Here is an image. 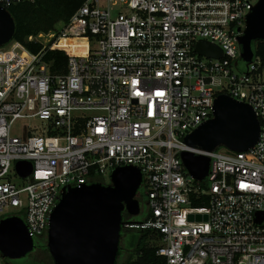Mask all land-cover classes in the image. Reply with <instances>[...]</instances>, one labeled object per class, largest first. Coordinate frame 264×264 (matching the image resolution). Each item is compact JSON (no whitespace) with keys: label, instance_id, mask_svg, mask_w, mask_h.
<instances>
[{"label":"built area","instance_id":"obj_1","mask_svg":"<svg viewBox=\"0 0 264 264\" xmlns=\"http://www.w3.org/2000/svg\"><path fill=\"white\" fill-rule=\"evenodd\" d=\"M260 1L86 0L61 31L28 37L38 53L18 41L0 47V222L19 217L42 238L64 190L134 166L148 201L142 222L123 224L148 233L136 261L151 250L147 264H264V63L255 55L241 71L238 42ZM201 41L222 57L199 55ZM56 50L68 54L59 75L45 59ZM219 95L253 108L261 129L253 149L185 143L213 118ZM18 121L41 124L18 137ZM186 151L210 158L204 181L187 171ZM22 161L32 164L28 177L17 171Z\"/></svg>","mask_w":264,"mask_h":264},{"label":"water","instance_id":"obj_2","mask_svg":"<svg viewBox=\"0 0 264 264\" xmlns=\"http://www.w3.org/2000/svg\"><path fill=\"white\" fill-rule=\"evenodd\" d=\"M16 23L11 13L0 7V47L13 41ZM241 60L247 65L254 57V46L264 42V0L248 15L246 29L239 37ZM201 56L222 57L221 48L201 41L196 46ZM260 122L253 108L226 95L215 100L213 118L185 138L190 148L212 152L224 147L232 152H247L260 136ZM189 174L202 182L209 174L210 158L191 151L182 153ZM22 177L32 172V164L17 163ZM143 175L134 166L116 168L110 184L93 183L64 190L50 216L47 250L54 264H115L120 250L123 213L130 217L141 214L137 196ZM189 220H208V216L190 215ZM260 220V219H259ZM35 240L28 234L24 221L10 217L0 222V253L4 259L20 260L34 252Z\"/></svg>","mask_w":264,"mask_h":264},{"label":"trees","instance_id":"obj_3","mask_svg":"<svg viewBox=\"0 0 264 264\" xmlns=\"http://www.w3.org/2000/svg\"><path fill=\"white\" fill-rule=\"evenodd\" d=\"M86 0H36L34 3H23L8 9L16 23V33L13 41L23 43L31 52L38 53L42 46L28 42V37L50 31H61L68 23L75 11ZM75 45L74 41L62 40L61 45ZM76 48V47H74ZM255 55L264 63V42L254 46ZM45 59L49 62L50 71L54 75L63 74L67 68L68 54L64 51H48ZM104 184V183H103ZM105 185V184H104ZM207 205V200L195 203V206ZM136 242V254L144 250V240L148 233H139ZM38 240V239H36ZM35 240V243H36ZM145 257L136 261L135 255L130 257L126 264H147L154 262L151 250H145ZM26 264H29L28 261Z\"/></svg>","mask_w":264,"mask_h":264},{"label":"rangeland","instance_id":"obj_4","mask_svg":"<svg viewBox=\"0 0 264 264\" xmlns=\"http://www.w3.org/2000/svg\"><path fill=\"white\" fill-rule=\"evenodd\" d=\"M246 68V64L243 61H240V70L241 71H245ZM34 124H41L39 121H18L16 122L13 127H12V134L18 137H23L26 134L27 128L28 126L34 125ZM105 184H110V180L109 177H106L105 179ZM140 197L142 198V200L144 202L147 201V195H146V190L145 188L142 186L140 191H139ZM148 213V209L147 206H142V212L139 216L137 217H129L131 222H136V223H140L142 222ZM135 232V231H126V241L127 242H131V244L135 245L136 242L138 241V235H135L133 238L130 235V233ZM47 242V235L45 234L42 238H39L38 240H36V246L38 248L43 247ZM30 260L33 261H37L41 264H54L49 252L46 251H41L39 250L38 252H36L35 254L31 255ZM5 264H26L27 260H9V259H3Z\"/></svg>","mask_w":264,"mask_h":264},{"label":"flooded vegetation","instance_id":"obj_5","mask_svg":"<svg viewBox=\"0 0 264 264\" xmlns=\"http://www.w3.org/2000/svg\"><path fill=\"white\" fill-rule=\"evenodd\" d=\"M138 200L140 201V204H141V207L142 206H148V201L144 202L142 200V198L140 197V194L138 193V196H137ZM129 218L128 217V214L126 212L123 213V220ZM138 233L137 232H132L130 233V235L132 236V238L137 235ZM126 231H124L122 229V234H121V239H120V250H119V253H118V257L116 259V263L115 264H126L127 261L129 260L130 257L134 256L136 254V244L133 245L131 244V242H127L126 241ZM39 250L41 251H46L48 252L47 250V247H46V244L41 247V248H38L36 245H35V250L34 252H32L31 254H29L28 256H26L25 258L23 259H20V260H27L29 264H41L37 261H33V260H30V257L31 255L35 254L36 252H38Z\"/></svg>","mask_w":264,"mask_h":264}]
</instances>
